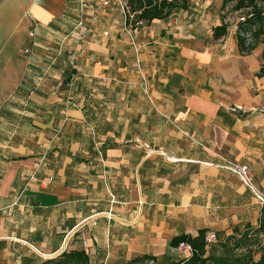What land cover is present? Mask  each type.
<instances>
[{"label":"crops","instance_id":"obj_1","mask_svg":"<svg viewBox=\"0 0 264 264\" xmlns=\"http://www.w3.org/2000/svg\"><path fill=\"white\" fill-rule=\"evenodd\" d=\"M77 2L0 0V264L70 249L91 264H171L188 255L171 245L179 235L257 225L264 206L218 164H248L264 193L263 50L213 38L220 0L132 37L91 0L74 69Z\"/></svg>","mask_w":264,"mask_h":264},{"label":"trees","instance_id":"obj_2","mask_svg":"<svg viewBox=\"0 0 264 264\" xmlns=\"http://www.w3.org/2000/svg\"><path fill=\"white\" fill-rule=\"evenodd\" d=\"M133 11L139 19L148 23L155 19H164L173 12L190 8L191 0H129ZM229 0H224L225 10ZM263 0H237L235 11L243 15L237 19L236 37L239 50L249 54L264 43V5ZM223 15V23L213 28V38L218 40L229 33V23ZM264 57V50L262 53ZM264 76V64L258 72ZM207 230L201 229L196 236L179 235L171 245L178 247L181 242L192 246L191 254L171 264H264V207L257 225L247 224L243 229L235 228L224 240L208 243ZM152 257L136 258L135 263L152 260ZM153 261V260H152ZM37 264H91L90 256L85 249L65 250L59 255L43 260Z\"/></svg>","mask_w":264,"mask_h":264},{"label":"built area","instance_id":"obj_3","mask_svg":"<svg viewBox=\"0 0 264 264\" xmlns=\"http://www.w3.org/2000/svg\"><path fill=\"white\" fill-rule=\"evenodd\" d=\"M98 6L102 9H115L118 10L122 17V25L126 33L132 37L134 36L135 32L140 28L144 27L148 22L143 19H139L137 17V13L132 10L130 1L129 0H97ZM78 18L75 22L74 28L72 30V35L74 36L75 40V48L73 49L72 53L70 54V64L75 69L76 67V60H77V53L78 47L80 44L86 39L91 31V27L88 24L87 17L89 13V9L91 7V0H78ZM92 21L96 22L98 20V13L93 12ZM34 32L32 36H34ZM104 35H109L108 31H104ZM30 48L25 49V53H30ZM76 72H72L69 76V93L66 99V102L69 107L75 106L76 100L74 97V90L76 86ZM145 93L148 94V88L145 86ZM218 167L225 169L235 175H237L243 184L249 188H251L256 195L257 199L260 203L264 206V193L258 190L252 178V169L251 166L248 164H241L229 158H223L222 163L218 164ZM20 197V196H19ZM20 198H18L19 200ZM17 200V202H18ZM15 202V204H17ZM208 243H213L216 241V234L208 233L206 236ZM179 251L191 254L192 246L188 242H181L178 246Z\"/></svg>","mask_w":264,"mask_h":264},{"label":"rangeland","instance_id":"obj_4","mask_svg":"<svg viewBox=\"0 0 264 264\" xmlns=\"http://www.w3.org/2000/svg\"><path fill=\"white\" fill-rule=\"evenodd\" d=\"M223 1L224 0H220V3H219L220 6H222ZM236 1L237 0H229L228 3H227V5H226V7H225L224 13H222V15H225V17H226L225 18L226 19V22L229 23V32H230V34H233L234 36H236V32L238 30V22H237V19H238V17L240 18L241 15H243V13H241V11H238L237 12L234 9V6L236 4ZM261 4L264 5V0L261 2ZM262 38H264V36ZM258 47H259V49L264 50V43L260 42V44H259ZM135 264H156V263L154 261H152V260L151 261L150 260H147L145 262H140V263L138 262V263H135Z\"/></svg>","mask_w":264,"mask_h":264}]
</instances>
